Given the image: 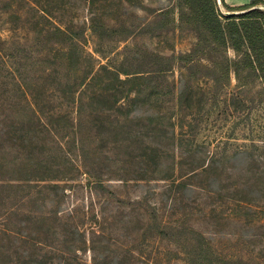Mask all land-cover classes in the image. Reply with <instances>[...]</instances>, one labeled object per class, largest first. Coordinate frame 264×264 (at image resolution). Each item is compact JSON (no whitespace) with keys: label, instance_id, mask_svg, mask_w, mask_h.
<instances>
[{"label":"rangeland","instance_id":"rangeland-1","mask_svg":"<svg viewBox=\"0 0 264 264\" xmlns=\"http://www.w3.org/2000/svg\"><path fill=\"white\" fill-rule=\"evenodd\" d=\"M179 12L178 0H0V264H191L200 234L216 260L264 264V85L220 84L206 48L180 108L183 64L156 72L198 42ZM38 93L68 119L32 134ZM103 93L117 102L106 115Z\"/></svg>","mask_w":264,"mask_h":264},{"label":"trees","instance_id":"trees-1","mask_svg":"<svg viewBox=\"0 0 264 264\" xmlns=\"http://www.w3.org/2000/svg\"><path fill=\"white\" fill-rule=\"evenodd\" d=\"M225 8L231 12H237L233 15H223L218 6V0H178V8L180 9L179 21L180 25H188L189 30L194 31L198 36V42L189 54L179 57H163L159 56L160 60L169 62L164 63L159 69L158 74L164 75L170 69V64L179 62L183 64V68L186 70V74L181 81L182 88L179 94V106L180 108L189 109L190 102V76L194 72L197 66L202 65L204 53L208 50L206 48H213L214 52H218L221 55L220 62L214 65V75L217 81L222 83H230L231 75L238 82L239 87L247 85L245 82L247 79H256L264 85V0H252L250 4L240 7H230L221 0ZM176 23V20L174 21ZM58 33L63 36H67V33L57 28ZM235 54L234 58L229 56V52ZM168 64V65H166ZM128 75V74H127ZM219 75V76H218ZM137 80L142 82L143 85L153 82L154 77L137 76ZM136 80L126 81V85H135ZM138 89L132 88L127 90L128 92H137ZM123 94V91L121 92ZM140 93V92H139ZM42 94L38 93L34 97L35 110L32 111L35 119L29 123H25L31 133H37L40 131L41 126L53 127L54 123H60L62 125L64 120L68 117L65 114H57L54 110L55 105L48 99H42ZM100 98L103 103L101 113L106 115L114 110V102L110 101L108 94L103 93ZM100 101V100H99ZM135 101V100H134ZM83 104V100L80 104ZM43 118L45 123H43ZM38 135V134H36ZM205 166H195L193 170L186 176L190 177L199 176V170ZM205 171H208L205 168ZM3 177L7 172L6 167L1 164L0 175ZM1 177V176H0ZM181 178H183L181 176ZM185 182H180L178 185H183ZM11 188L16 186L12 185ZM161 229V235L166 237L169 234V230H173L171 227H164ZM199 234V233H198ZM196 237V243L193 244L192 251H190L191 264H226L225 260L217 258L212 248L202 239V235ZM110 258H105L99 261V258L94 259L96 264H118L116 261Z\"/></svg>","mask_w":264,"mask_h":264},{"label":"crops","instance_id":"crops-1","mask_svg":"<svg viewBox=\"0 0 264 264\" xmlns=\"http://www.w3.org/2000/svg\"><path fill=\"white\" fill-rule=\"evenodd\" d=\"M230 7H240L250 4L252 0H224Z\"/></svg>","mask_w":264,"mask_h":264},{"label":"water","instance_id":"water-1","mask_svg":"<svg viewBox=\"0 0 264 264\" xmlns=\"http://www.w3.org/2000/svg\"><path fill=\"white\" fill-rule=\"evenodd\" d=\"M262 10V9H261ZM234 13H228L227 15L230 16V15H233Z\"/></svg>","mask_w":264,"mask_h":264}]
</instances>
